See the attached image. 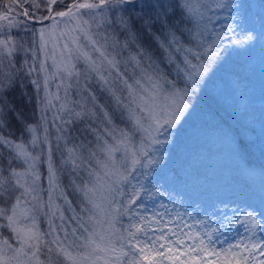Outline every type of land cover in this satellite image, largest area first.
<instances>
[{"label": "rangeland", "instance_id": "obj_1", "mask_svg": "<svg viewBox=\"0 0 264 264\" xmlns=\"http://www.w3.org/2000/svg\"><path fill=\"white\" fill-rule=\"evenodd\" d=\"M133 1L138 0H121L117 9ZM164 2L180 11L175 21L182 31L168 38L155 35L152 41L174 63L173 75L190 88L203 83L251 127L250 138L264 137V0ZM46 3L47 14L41 13ZM113 4L0 0V98L28 97L23 87L30 81L40 118L25 128L22 138L0 135V156L5 158L4 164L0 161V264L122 261L125 237L114 221L116 205L108 208V202L127 181L126 166L137 164L140 155L106 124L102 96L110 90L115 99L106 104L124 110L142 147L157 149L155 137L169 134L180 151L196 160L201 136L216 149L203 179L188 169L178 178L167 169L154 178L152 200L139 207L126 236L127 248L141 257L138 264H213V256L220 264H264V185L239 175V159L225 127L208 114L198 120L186 91L164 88L128 43L105 34L107 6ZM28 19L36 20L37 27ZM122 47L130 51L120 53ZM9 106L4 101L0 117ZM82 119L84 126H78L73 141L70 126ZM133 181L128 177L130 188ZM61 182L79 195L80 208H70ZM217 182L225 183L230 218L217 236H210L205 220L195 221L185 203L195 195L213 194ZM62 207L70 219H64Z\"/></svg>", "mask_w": 264, "mask_h": 264}, {"label": "trees", "instance_id": "obj_2", "mask_svg": "<svg viewBox=\"0 0 264 264\" xmlns=\"http://www.w3.org/2000/svg\"><path fill=\"white\" fill-rule=\"evenodd\" d=\"M107 1L114 4L107 6V23L105 21L106 24L103 26L105 34L112 41L116 40L117 42L128 43L130 50H132L131 52L141 62L143 61L145 63L146 69L156 77V80H160L163 83L164 88L171 90L170 87L172 89L176 87L186 91L185 100L188 103L187 105L196 110L195 117L198 120L200 118L205 120L202 114H208L216 123L225 127L234 143L235 153L239 159V175L248 180L259 181L264 185V137L250 138L248 134H254L251 127L238 117L231 108H225L222 102L215 99L203 83L198 82L195 88H190L183 84L178 77L173 75L174 63L169 60L167 61L162 56V48L155 41H152L155 35H167L168 38L170 35L180 34L182 31L180 29L181 22L177 23L175 21V17L179 16L180 11L173 8L172 3L164 2L165 0L126 2L119 9H117V5L121 0ZM48 5L47 3L43 5L41 13L47 14ZM55 5H61V2H57ZM178 19L180 20V18ZM47 21V19L42 20L43 23ZM28 24L37 27V23ZM183 36L185 37L182 32L179 36V44L181 45L185 43ZM173 41L172 43L178 42L176 39ZM120 49V53L130 51L123 47ZM24 88L27 90L28 97L25 93H23V97H20L16 93L15 95L11 94V99L8 101L4 97L0 98V106L3 105L4 101L10 105L6 109L4 117H0V135L5 140H8V138H22V136H25V128L29 124L40 121L39 109L34 100L33 84L29 81ZM111 92V90L109 94L104 92L105 95L102 96L103 104L105 103L107 106L104 111L107 114L106 124L108 127H115L122 134L124 143H127V145L133 148H137L136 152L138 156L140 155V159L131 168L130 165L129 167L128 165L126 166L128 169L127 181L124 178V183L120 185L114 197L108 202V208L112 209L116 205L117 210L114 221L120 229V234L125 237V243L122 242V245L125 246V251L122 261L119 259V263L138 264L141 262V257L127 248L126 236L132 233V224H134L133 221L136 218L139 207L147 203L148 200H152L151 195L155 193L153 189L157 187L155 186V179L158 178H156L158 173L167 169L178 178L183 170L188 169L203 179L207 175V162L215 156L216 149L205 144V136H201L197 141L202 142L203 146H197V152L200 157L196 160L187 153L186 149V152L180 151V147L177 146V141L172 142L173 140L169 134L167 136L155 137V142H159V148L157 149L149 150L148 148L142 147L143 145L140 143L138 135L134 133L133 127L130 124V118L125 116L124 110L117 104L118 109L116 110V105L113 102L110 106L106 104V100L112 101V99H115ZM21 98L23 99L20 100ZM119 99L123 101L121 95ZM18 115L20 116L19 118ZM193 122L191 121L190 124ZM78 126H84L83 119L70 126L68 136L73 141L78 139L75 137L77 132H79ZM41 140L43 143H46L45 138L44 140L41 138ZM0 161L4 164V156H0ZM56 161L54 166L58 174L60 171L58 170L59 162ZM128 177H133L134 179V186L131 188L127 183ZM69 185L61 182V186L69 200V206L70 208L77 209L78 205L80 208L81 201L80 198L78 200L79 195ZM213 185V194L205 197L195 195L192 200H188L185 203V209L188 214L195 218V221L205 220L206 227L204 228H206V233H209L210 236H217V230L221 229L223 223L229 220L230 214L224 207L226 204L224 197L225 183L218 184L217 182ZM62 208L64 210V219H70L68 210L64 207ZM232 224L236 225L237 219L232 218ZM213 257V264H220L219 260L215 256Z\"/></svg>", "mask_w": 264, "mask_h": 264}, {"label": "water", "instance_id": "obj_3", "mask_svg": "<svg viewBox=\"0 0 264 264\" xmlns=\"http://www.w3.org/2000/svg\"><path fill=\"white\" fill-rule=\"evenodd\" d=\"M29 21H31V22H36V20H33V19H28Z\"/></svg>", "mask_w": 264, "mask_h": 264}]
</instances>
